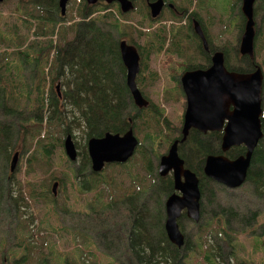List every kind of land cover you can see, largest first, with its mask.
Segmentation results:
<instances>
[{
	"label": "rangeland",
	"instance_id": "rangeland-1",
	"mask_svg": "<svg viewBox=\"0 0 264 264\" xmlns=\"http://www.w3.org/2000/svg\"><path fill=\"white\" fill-rule=\"evenodd\" d=\"M54 1L57 2V0L0 1L3 4L2 6L0 5V15L1 17H5L3 19L5 21L0 22V29L6 28L8 29L7 31L16 30L15 27L17 25L14 26L15 21L14 23H10L11 20L9 19L11 15H18L13 12L15 6L18 7L19 12L26 14L27 22L31 23L29 31L24 33L27 36L26 41L21 47H18L20 50L21 48L27 49L29 60L35 56L38 57L40 50L46 46L48 41H51L54 48L50 49L46 57L49 63L53 60L55 46L61 47L63 44L70 42L73 37L72 26L80 20V17L77 15L80 6H77L76 0H70L65 6V11L63 10V16H60L58 8L54 9V5H50ZM167 1H170L175 8L172 12L173 16L171 13L164 12L155 22L163 21L167 25L169 22L177 19L178 16H181L182 10H192L196 13L201 25L204 26L207 45H209V48H214L216 52L224 54V60H226L228 68L232 69L237 64L241 67L245 65L247 58L238 54L239 39L244 25L242 16L237 15L238 8L236 4L239 2L238 5L240 6L239 0ZM189 4H191V8ZM38 8L47 13L53 12L54 14L55 12L58 18L56 20L58 25L50 26L53 27L52 36L41 41V44H37V36L41 32H44L45 28L38 29L34 20H43L47 16L45 15L43 18L38 19L36 16L39 13ZM81 9L80 7L79 10ZM142 10V4L138 2H135L133 10L126 14H120L115 6L111 4L94 5L93 13L88 19L99 14L105 16L99 25L108 24L114 19L117 20L125 26L123 33L126 36H124V40L128 44L133 46L140 42L142 45L148 44L149 47L146 49V52L152 54L154 52L152 48L154 44H151L154 42L153 37H149L150 41H145L143 38L139 39L142 25L146 24V21L143 22L142 19ZM146 17H148L147 11ZM184 17L185 15L182 18L184 19ZM253 22L252 62L259 67L262 73L261 92L263 100L261 101V110H264V10L261 0L254 1ZM163 33L165 35V29H163ZM24 34L20 32L17 39L23 40ZM10 39V34L6 35L5 40L0 39V53L4 51L10 53L8 56L9 60L14 58L13 51L15 50L11 46L9 48V45L6 43ZM186 46L187 48L185 47V43L182 42L180 54L187 53V56L195 57L196 51L199 52L198 50L193 51V45L191 49L188 44ZM152 55L150 56L151 63L149 70L144 72V75L148 74L149 77L145 81L143 78L136 77L135 81L143 99L148 102L151 108L153 107L157 110V115L153 114L151 110L147 111L144 109L139 115L140 120H136L134 124L130 123L129 125L131 126L132 124V128H125L124 131L128 129L133 130L132 133L138 143H142L143 135L148 132L149 136L145 138L141 146L142 151H147L150 155V149L152 148L155 150L154 155L157 154L160 158V156L165 154L172 134L180 126L179 117L183 110L184 100L179 92L175 89L173 90L172 85L167 84L166 80L175 75L181 63L179 62L178 64L173 57L167 59L161 58L160 60L157 54ZM44 60L45 58L43 57ZM53 65L54 61L50 64L49 68L53 67ZM62 76L59 80H53L51 85L53 92L56 85L58 86V92L61 89H63L62 92L66 91L67 88L64 83L68 84V81H66L67 78L62 79ZM5 80L11 85L19 83V80L14 75V71ZM10 91L17 92L18 90L6 89V93ZM19 104H24V100L21 99ZM59 106L65 112L63 118L66 125L64 126L63 123L62 128H70V133L69 135H64L56 128L53 136L58 138L60 145L51 148L50 143H53V140L50 138V134L47 135L43 141V145H45V149L50 148L49 155L46 157L35 156L38 162L36 165L32 163V168L35 170L34 173L27 167L26 156L19 157L20 147L17 146L16 149L14 147L9 154L5 171L9 173L8 177L13 176L17 185L23 186L21 192L22 201L16 197H14V200L17 206L18 224L24 226L26 235L24 237H19L16 234L11 235L4 240V247L17 252H20L19 248H28L27 251H24L26 257L25 264H122L119 258L116 260L112 253L109 252L113 251L118 255L117 241L112 237L102 234L98 228L95 229V225L90 223L89 219L98 216L102 217L107 214L121 216L122 212H118L119 207H116V204L124 197L135 196L138 192L143 191L140 188L144 184L148 185V187L154 186L157 179L159 181L161 178L157 174V166L155 164L153 167V173L147 172L146 163L143 166V160L138 154L137 150L139 149L137 147L132 157L125 164H108L100 172L95 173L98 175L96 178L99 180L98 186L94 188L96 189L95 191H93L94 189H81L79 187L82 182L81 175L77 174L74 181L69 180V176L70 169L78 168L81 156L83 157V152L85 151L87 141L85 127L78 115L75 117L77 119L73 120L72 116L74 112L65 103L62 102ZM128 115L130 114H125L124 116L125 122L129 118ZM44 118L46 119V115ZM77 124L78 130L74 128V125ZM151 124L157 125L158 130H160L157 139L155 138ZM42 125H44V122ZM67 136H69L76 151V160L74 162L68 161L63 153V142ZM15 152L17 156L12 172H10L9 165ZM147 153L146 156H149ZM52 185H54V192L51 191ZM241 187L230 190L232 192H229L226 188H220L223 197L217 203V207L215 201L214 203L212 202L213 204H210L208 199L203 201V214L198 222H191L189 219H183L181 216L177 219L179 221L178 224L180 223V233L183 236V243L177 248L179 251L178 264H205L203 256L206 253L216 255L218 250L220 256L213 259L212 264H264V199L259 198L255 193L254 195L251 194L247 191V188L242 189ZM96 192H99L100 200L95 199ZM41 193L44 194V197H42ZM225 194L230 196L226 198ZM107 204L108 206L111 205V208L108 209L109 211L105 210L101 212V209ZM140 204H137L135 212L141 207ZM2 208L4 207L0 201V212ZM54 209L58 211V219L55 220L53 214L48 215L47 219H45L46 211ZM227 210L235 212L238 216L234 219L232 215H228ZM94 211L97 214L93 216ZM250 213H256L254 224L248 220ZM68 214H73V217L68 218ZM77 217L81 219L87 218L86 222L91 227V230H88L85 224H83V227L79 231L72 232L71 226L74 225ZM239 220H243L245 223L244 229L239 227ZM40 222H43V226ZM54 230L58 238L54 237L52 233ZM83 231H86V233H83ZM113 236L120 238L118 235ZM184 241L186 242L185 245ZM18 246L20 247L17 248ZM210 246L211 249H209ZM38 260L39 262H37ZM6 263L5 259L0 260V264Z\"/></svg>",
	"mask_w": 264,
	"mask_h": 264
},
{
	"label": "trees",
	"instance_id": "trees-1",
	"mask_svg": "<svg viewBox=\"0 0 264 264\" xmlns=\"http://www.w3.org/2000/svg\"><path fill=\"white\" fill-rule=\"evenodd\" d=\"M261 2L264 10V0ZM238 3L236 4L237 15H241ZM0 5L3 4L0 2ZM50 5H54V9L57 8L56 2ZM37 10L39 11L36 15L38 19L47 16L43 20H34L38 29L45 28L44 32L37 36V44H41V41L52 36L53 27L50 26L58 25L56 21L58 18L55 12L54 14L53 12L47 13L39 8ZM13 12L18 15H11L9 19L11 20L10 23L15 21L16 30L0 29V39L5 40L6 35L10 34L11 39L6 43L9 48H15L13 51L14 58L10 60L8 59L10 53L6 51L0 53V201L4 207L0 212V260L5 259L6 264H25L24 251H27L28 248H19L20 246H18L20 252H17L5 248L3 244L4 240L13 234L19 237L26 235L24 226L18 224L17 206L14 200L16 197L22 201L23 186L17 185L13 176L8 177L9 173L5 171L11 150L14 147L16 149L17 146L20 147L19 157L26 156L27 167L34 173L32 163L36 165L38 162L35 156L46 157L49 155L51 147L60 145L58 138L53 136L54 130L57 128L64 135L70 133V128H62L63 123L64 126L66 125L63 118L65 112L59 106L62 102L74 112L73 120L77 119L75 118L76 115L82 120L86 131V140L90 137H101L104 133L121 135L125 132V128L131 127L136 120H140L141 111L144 109L151 110L153 114L157 115V110L151 108L149 104L146 108L138 110L132 104L124 85V68L117 50L118 41L126 36L123 33L125 26L117 20L114 19L108 24L99 25L105 16L99 14L88 19L93 13V6L86 8L83 6L81 10L78 9L77 15L80 20L74 25L72 24L73 37L71 41L61 47L55 46L53 60L48 63L46 57L50 49L54 48L51 41H48L46 46L40 50L38 57L35 56L30 60L26 48L18 49L26 41L27 36L24 33L29 31L31 23L27 22L26 14L19 12L17 6L14 7ZM4 18L0 15V22L5 21ZM20 32L25 35L23 40L17 39ZM152 48L154 52L157 51L156 44ZM43 57L45 58L44 61ZM53 61V67L49 68ZM252 63L251 60L246 59L243 67L237 64L230 69L224 60L227 70L238 73L251 72L253 70ZM13 71L19 83L11 85L5 79ZM61 75H63L62 79L67 78L68 84L64 83L67 89L65 92H62L63 89L60 92L56 90L53 92L51 90L52 82L59 80ZM6 89L18 91L6 93ZM21 99L24 100V104H19ZM125 114H130L126 122ZM45 115L46 119L44 118ZM43 122L44 125H42ZM130 123H132L131 126ZM260 123L262 137L250 156L245 184L241 188H247L251 194L254 195L255 193L256 196L264 199V121L260 119ZM151 126L157 139L160 130L155 124H151ZM74 128L78 130V124L74 125ZM49 134L53 143L50 141V148L45 149L43 141ZM148 136V132L143 135L142 143H138L139 150L137 151L142 157L143 166L146 163V171L153 173V167L155 164L157 166L159 156L154 155L155 150L152 148L150 155L147 151H142L141 148ZM171 143L170 141L169 144ZM244 152L245 149L242 146H237L221 153L218 137L208 138L193 134V132H190L186 140L177 146V155L183 160L184 167L190 170L198 180L200 217L203 214V201L208 199L210 204L215 201L217 207V203L223 197L220 188L225 189L220 184L203 176L204 158L208 155L221 154L230 160L243 156ZM146 153L149 156H146ZM77 174L81 175L82 182L79 185L81 189L90 190L98 186L99 180L96 178L98 175L90 172L86 150L83 152V157L81 156L78 168L70 169L69 180L74 181ZM158 182L159 186L157 187ZM155 183L157 185L154 184V186L149 187L144 184L140 188L143 191L138 192L135 196L124 197L117 203L116 207H119L118 212H122L121 216L107 214L108 216L103 215L89 219V222L95 225V229L98 228L102 234L117 241L118 255L113 251L109 252L116 260L119 258L122 264H178L179 251L168 243L162 228L164 220L163 199L172 192V179L167 175L160 178L159 181L157 179ZM41 195L44 197L43 193ZM229 196L225 194L226 198ZM95 199L100 200L99 192H96ZM138 203L141 207L135 212ZM110 208L111 205L108 206L107 204L101 209V212L109 211ZM227 213L232 215L234 219L238 216L235 212L228 210ZM50 214H53L55 220L58 219L56 209L46 211L45 219ZM95 214L97 213L94 211L93 216ZM72 217L73 214H68V218ZM181 217L186 219L183 214ZM255 217L256 213H250L249 222L252 221L254 224ZM86 221L87 218L77 217L74 225L71 226V231H79L83 224L88 230H91ZM178 222L177 225L180 230V223L178 224ZM40 223L42 225L43 222ZM244 224L243 220H239L240 228L244 229ZM52 233L55 238H58L55 230ZM113 235H118L120 238H115ZM219 256V250L216 255L206 253L203 256V261L205 264H212V260Z\"/></svg>",
	"mask_w": 264,
	"mask_h": 264
},
{
	"label": "water",
	"instance_id": "water-1",
	"mask_svg": "<svg viewBox=\"0 0 264 264\" xmlns=\"http://www.w3.org/2000/svg\"><path fill=\"white\" fill-rule=\"evenodd\" d=\"M85 1L87 4H94L97 1L106 4L116 3L120 11L126 13L131 10V2L135 0ZM254 1L240 0L239 8L244 25L239 39L238 54L249 60L253 59ZM64 2L65 0L59 2L60 15H63ZM162 4V0H157L149 5L152 18L158 15ZM202 44L205 46V41L202 40ZM118 52L125 69V86L131 101L137 109L145 108L147 101L141 96L134 81L138 72L136 50L133 46L120 41ZM181 87L186 101L181 139L169 145L165 154L159 158L156 169L159 177H165L170 173L172 189L177 193L169 195L163 203V231L168 243L176 248L183 243V236L176 223L181 213L184 212V216L195 223L199 220L198 180L192 172L184 168L183 161L178 157V143L184 142L189 129H196L201 133L222 131L219 140L221 153L229 148L242 146L245 149L243 156L229 160L221 154L208 155L203 161L204 177L233 190L244 183L251 153L262 137L260 130L262 73L259 68L247 73L227 71L223 66L222 53L215 52L207 70H193L183 74ZM137 145L138 142L131 129L121 135L104 133L99 138L88 139L85 150L90 171L95 174L105 165L124 164L131 158ZM63 153L68 161L76 160V151L69 136L63 142ZM16 156L14 154L11 159L10 172L14 167ZM53 188L54 185L52 192H54Z\"/></svg>",
	"mask_w": 264,
	"mask_h": 264
},
{
	"label": "flooded vegetation",
	"instance_id": "flooded-vegetation-1",
	"mask_svg": "<svg viewBox=\"0 0 264 264\" xmlns=\"http://www.w3.org/2000/svg\"><path fill=\"white\" fill-rule=\"evenodd\" d=\"M69 1L70 0H65L64 6H63L64 11H65V6ZM76 1H77V6L79 5L81 8L83 6H84V8H86V7H91L94 5L105 4L102 1H97L94 4H86L85 0H76ZM156 1L157 0H135V1H132L131 2L132 8L130 11H127L126 13L131 12L133 10V5L135 4V2L141 3L142 8H143L141 15H142L143 22L146 21V24L142 25L141 33L139 34V39L143 38V40H145V41H150L149 37L152 36L154 42L153 43L150 42V43L156 44V46H157V51L153 52L152 54H157L160 57V60H161V58L167 59V58L173 57V59L175 61H177L178 64H179V62L181 63L179 69L176 70L177 73L175 72V75L173 77L166 79L167 84L172 85L173 90L175 89L177 92H179L181 94V97L184 100L183 110L181 111L180 117H179L180 126H179V128L176 129V131L171 136V142H174V141L179 142V140L181 139L182 117H183L185 107H186L185 97L183 96V93H182L183 91H182V87H181V78H182L184 73L189 72V71L207 70L211 64V58L215 54L216 51L214 50V48H212V47L209 48V45H207V42H206L207 38H206V32L204 30V26L201 25V22L197 18L196 13L193 12L192 10H189V9L188 10H186V9L182 10V15L178 16L177 19L173 20V22L172 21L169 22V24H167V25H165V23L163 21L155 22L159 18V16L162 15L164 12L171 13L173 16L172 12L175 10V8L173 7V5L170 1L162 0L163 4L161 5V7L159 9L158 15L156 17L152 18L150 15L149 5L155 3ZM55 2L56 1H54V3ZM59 2H60V0H57L56 6L58 3L57 8H58V11L60 13L61 8L59 6ZM191 3H193V2H191ZM111 5L115 6V8L117 9V11L120 12V14H126V13H123L120 11V9L116 3H111ZM189 6L191 8V4H189ZM80 7H79V9H80ZM146 11H147L148 17H146ZM183 15H185L184 19L182 18ZM60 16H63V15H60ZM179 18H181L182 20ZM163 29H165V35L163 33ZM202 40L205 41V46H203ZM120 41H124L126 45L133 46L131 44H128L124 39L119 40L118 44ZM253 41H254V39H253ZM182 42L185 43L186 48H187L186 44H188V46H190V49H191V46L193 45V47H192L193 51H196V50L199 51V52L196 51L197 54L195 57H189V56H187V53L180 54V49H182ZM118 44H117V50H118ZM197 44H199V46H197ZM135 46H133V47L135 48L137 56H138V72L135 76V80L137 77V78H143L145 81V79L148 78L149 75L147 74L145 76L144 72L149 70V65L151 63L150 56H153V55L146 52V49L149 47L148 44L142 45L140 42L139 44H137ZM186 56H187V58H186ZM222 59H223V66L225 67L223 54H222ZM251 61H253V59ZM252 65H253L252 71H254L256 68H259L258 66L254 65L253 63H252ZM61 70H62V68H61ZM227 71H229V70H227ZM124 85H125V69H124ZM135 85H136V81H135ZM136 87H137V85H136ZM55 90H57V87H55ZM262 100L263 99H261V101ZM147 106H148V102H147ZM263 113H264V110L262 109V117L260 118V119H262V121H264ZM222 128H223V126H222ZM260 129H261V123H260ZM190 132H193V134L195 133L196 135L206 136L208 138L215 136V137H218V139H219L222 131H218V132L206 131L205 133H201L200 131H198L196 129H189L187 136ZM187 136H186V138H187ZM186 138H185V140H186ZM179 144H181V143H178V145ZM169 145H168V147H169ZM173 193L177 194L172 189V192H170V194H168L166 196V198ZM165 199H164V201H165ZM199 199H200V193H199ZM164 201H163V203H164ZM198 210H199V200H198ZM198 214H199V212H198ZM183 215H184V213H183ZM199 218H200V214H199Z\"/></svg>",
	"mask_w": 264,
	"mask_h": 264
}]
</instances>
